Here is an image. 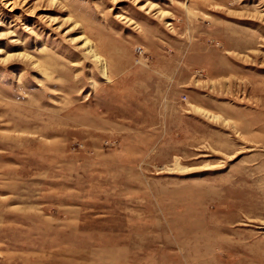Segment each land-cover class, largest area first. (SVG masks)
<instances>
[{"label":"rangeland","instance_id":"rangeland-1","mask_svg":"<svg viewBox=\"0 0 264 264\" xmlns=\"http://www.w3.org/2000/svg\"><path fill=\"white\" fill-rule=\"evenodd\" d=\"M0 264H264V0H0Z\"/></svg>","mask_w":264,"mask_h":264}]
</instances>
